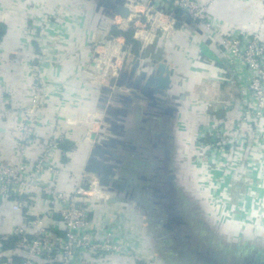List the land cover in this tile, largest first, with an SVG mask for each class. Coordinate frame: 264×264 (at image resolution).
Segmentation results:
<instances>
[{
    "label": "rangeland",
    "instance_id": "rangeland-1",
    "mask_svg": "<svg viewBox=\"0 0 264 264\" xmlns=\"http://www.w3.org/2000/svg\"><path fill=\"white\" fill-rule=\"evenodd\" d=\"M28 1L29 107L84 125L88 217L117 231L71 264H264V54L209 0Z\"/></svg>",
    "mask_w": 264,
    "mask_h": 264
},
{
    "label": "built area",
    "instance_id": "built-area-1",
    "mask_svg": "<svg viewBox=\"0 0 264 264\" xmlns=\"http://www.w3.org/2000/svg\"><path fill=\"white\" fill-rule=\"evenodd\" d=\"M172 2L177 9L188 11L198 10L201 6L199 0ZM216 2L209 0L208 3L211 6ZM263 29L264 23L260 25L252 19H243L235 37L236 42L249 44L256 54H264L261 38ZM27 109L23 112H28ZM35 119L34 112L27 116L21 114L16 131L24 143L17 144L18 154L13 160L0 162V203L10 201L14 210L24 212L19 224L7 232H0V264H71L72 254L83 252L86 247L100 245L97 241L103 237L112 241L114 232L101 220L88 217L92 202L89 198L102 197L95 181H89V188H85L80 184L84 175H80L73 194H70L57 187L60 169L49 161L50 149H45L35 160L27 158L26 147L34 142ZM42 179L44 183H40ZM91 191L99 194L91 196ZM29 192L46 197L52 203L51 210L60 214L58 225L48 218L47 211L37 214L29 211L28 202L32 199L27 197ZM113 250L119 249L114 247Z\"/></svg>",
    "mask_w": 264,
    "mask_h": 264
},
{
    "label": "crops",
    "instance_id": "crops-1",
    "mask_svg": "<svg viewBox=\"0 0 264 264\" xmlns=\"http://www.w3.org/2000/svg\"><path fill=\"white\" fill-rule=\"evenodd\" d=\"M0 3V162L2 163L13 160L14 156L18 154L17 144L24 143L16 131L21 114L27 116V114H33V111L37 109L30 108L28 102L31 95L32 75L30 70L24 67L23 62V55L28 50L29 44L22 22L35 10L30 8L31 3L28 0H0ZM26 4H28L27 7ZM252 9H257L258 12L259 7L255 0H217L215 5L210 6L212 19L220 20L227 27L228 24L240 27L244 14L255 17L257 12ZM136 42L141 44L138 40ZM197 44L199 47L204 45L203 43ZM11 52H15L12 54L13 57L10 56ZM60 77L65 76L60 73ZM52 106L51 103L45 105L44 111L39 113L38 118L35 117L36 119L33 121L34 142L33 145L26 147L28 149H26L25 155L28 159L35 160L43 154L45 149H50L49 161L60 169L57 187L70 192L75 187L78 177L84 175L86 168L84 165L88 147L81 137L84 125H68L63 121L56 120L53 116L58 105ZM26 108H28V112H23ZM59 108L62 112L63 105ZM51 143L54 144L51 145ZM44 182L45 180L42 179L40 183ZM15 188L17 187L15 186ZM22 188L20 187V189ZM29 196L32 198L28 202L30 212L37 214L47 211L48 218L54 220L57 225L59 224L60 214L51 210L53 205L46 197L35 192H29L27 197ZM98 204L103 207L107 206L106 202L98 201ZM23 213V211L14 210L10 201L1 202L0 232H7L14 225L19 224ZM92 214L94 220L106 223L105 215L96 219L94 213ZM107 220L109 222L112 217L108 215ZM108 228L114 233L117 232L111 225Z\"/></svg>",
    "mask_w": 264,
    "mask_h": 264
},
{
    "label": "trees",
    "instance_id": "trees-1",
    "mask_svg": "<svg viewBox=\"0 0 264 264\" xmlns=\"http://www.w3.org/2000/svg\"><path fill=\"white\" fill-rule=\"evenodd\" d=\"M125 38H126V40H127V38H128V34H126L125 32H122L121 33ZM136 42V41H135Z\"/></svg>",
    "mask_w": 264,
    "mask_h": 264
},
{
    "label": "water",
    "instance_id": "water-1",
    "mask_svg": "<svg viewBox=\"0 0 264 264\" xmlns=\"http://www.w3.org/2000/svg\"><path fill=\"white\" fill-rule=\"evenodd\" d=\"M87 168V167H86Z\"/></svg>",
    "mask_w": 264,
    "mask_h": 264
}]
</instances>
